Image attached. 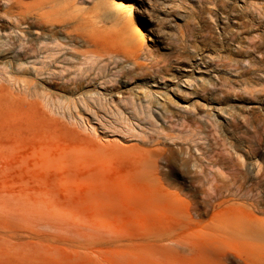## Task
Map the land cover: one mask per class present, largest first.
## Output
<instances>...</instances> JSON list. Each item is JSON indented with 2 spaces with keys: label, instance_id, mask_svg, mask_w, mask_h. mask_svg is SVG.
I'll use <instances>...</instances> for the list:
<instances>
[{
  "label": "rangeland",
  "instance_id": "1",
  "mask_svg": "<svg viewBox=\"0 0 264 264\" xmlns=\"http://www.w3.org/2000/svg\"><path fill=\"white\" fill-rule=\"evenodd\" d=\"M52 5L142 66L0 23V264H264V0Z\"/></svg>",
  "mask_w": 264,
  "mask_h": 264
},
{
  "label": "bare ground",
  "instance_id": "2",
  "mask_svg": "<svg viewBox=\"0 0 264 264\" xmlns=\"http://www.w3.org/2000/svg\"><path fill=\"white\" fill-rule=\"evenodd\" d=\"M59 1L60 0H31V2L28 3L26 2V0H0V3L3 2L7 4V8L4 11L3 15H0V23L4 22L6 24H10L11 26H13L11 30L13 29L15 33L19 34L22 37V56L28 55L30 53H36L38 51H43L46 56L41 61V67L51 64V61L54 60L56 54H62V57H74L75 55H78L80 57L79 62H81V65H94L105 56H110V59L114 60L124 58L128 63H131L134 66L136 64H140L138 63V61L141 58L140 52L142 49L141 44L140 42H138V40H135L136 42H133L131 44L130 52L119 53L117 51L106 50L104 48V50H102L101 46L98 43H96L94 40L86 38L85 36L80 34L77 29H74L76 27V24L73 21L74 18L65 16L64 14L66 10L63 7H55V5H52L53 3H59ZM141 3L144 6V12H146V5H144L143 1ZM47 8H49V10H45ZM59 25H61V27H59ZM48 26L51 28L49 29ZM57 28H60L61 31H63V38L60 37L59 33L54 31ZM48 29L49 31L46 32V30ZM30 31L36 32L35 34L41 33V37L37 42H34V40L30 37ZM0 33H2L0 35V48L3 49L0 50L1 58L4 53L3 51H9V47L17 48L18 46L16 45L14 38H12L11 36L2 38L6 36V30H2L0 28ZM135 34L137 35L138 33L135 32ZM137 36H135V39H138ZM78 40L82 41L83 44L87 46L85 50L77 49L75 43H78ZM34 59L36 60V57ZM1 64H4V62H2ZM226 64L228 67L229 63ZM138 66H140L141 68L142 65L140 64ZM5 68H9V66ZM32 68L36 72H39L40 69H42L40 67L37 68L35 64L32 65ZM2 74L3 71L0 70V75ZM54 206L59 207L58 205ZM55 210L57 211V208ZM263 252L261 254H263ZM250 261L254 262L253 260H251V258L248 262Z\"/></svg>",
  "mask_w": 264,
  "mask_h": 264
}]
</instances>
